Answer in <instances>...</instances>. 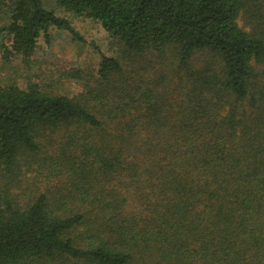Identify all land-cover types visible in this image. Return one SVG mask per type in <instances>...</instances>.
<instances>
[{"label": "trees", "instance_id": "obj_1", "mask_svg": "<svg viewBox=\"0 0 264 264\" xmlns=\"http://www.w3.org/2000/svg\"><path fill=\"white\" fill-rule=\"evenodd\" d=\"M55 1L117 53L75 98L0 85V264H264V0ZM55 30L0 0L7 60Z\"/></svg>", "mask_w": 264, "mask_h": 264}, {"label": "rangeland", "instance_id": "obj_2", "mask_svg": "<svg viewBox=\"0 0 264 264\" xmlns=\"http://www.w3.org/2000/svg\"><path fill=\"white\" fill-rule=\"evenodd\" d=\"M45 1L59 16L69 20L71 28L82 39L55 30L51 32L50 41L41 39L35 55L30 58L13 55L7 60L0 50V85L27 87L34 84L51 94L75 98L82 94L85 84L98 70L100 57L91 44L109 56L117 53L115 44L98 23L60 10L55 0ZM240 24L249 30L244 21Z\"/></svg>", "mask_w": 264, "mask_h": 264}]
</instances>
